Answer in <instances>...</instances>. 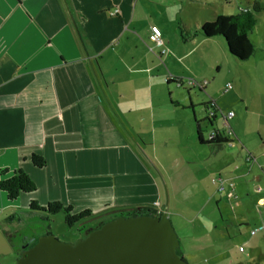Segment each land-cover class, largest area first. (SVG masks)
I'll return each mask as SVG.
<instances>
[{"label":"crops","instance_id":"obj_1","mask_svg":"<svg viewBox=\"0 0 264 264\" xmlns=\"http://www.w3.org/2000/svg\"><path fill=\"white\" fill-rule=\"evenodd\" d=\"M148 1L0 0V169L11 174L22 168L37 185L15 200L0 190V232L13 251L14 222L44 213L30 209L32 200L61 201L74 213L89 209L93 219L146 205L168 214L174 195L189 206V199L205 193L203 169L215 165L235 182L233 197L216 194L220 218L212 227L219 240L235 232L233 226L253 230L264 222V112L256 127L260 144L243 138L238 124L225 132L217 114L204 136L224 131L229 142L196 140L189 114L182 113L188 106L166 96L174 84H183L167 80L183 82L189 52L177 51L176 58L169 48L156 51L151 27L158 25L150 20ZM220 2L194 0L200 11L212 10L213 19L227 15ZM245 8L252 4L235 1V13ZM200 37L211 39L189 38L198 45ZM243 146L248 153H241ZM33 153L46 159L44 167L32 163ZM247 154L255 160L247 161ZM169 218L177 228L180 221ZM46 232L32 231L20 248ZM250 235H259L255 247L264 257V231ZM255 255L247 254L245 262L252 264Z\"/></svg>","mask_w":264,"mask_h":264},{"label":"rangeland","instance_id":"obj_2","mask_svg":"<svg viewBox=\"0 0 264 264\" xmlns=\"http://www.w3.org/2000/svg\"><path fill=\"white\" fill-rule=\"evenodd\" d=\"M235 1L238 5H245L253 4L255 0H221V6L225 8H221L220 12L235 13ZM258 1L262 2L261 6L264 7V0ZM147 3L148 9L151 10L150 20L164 28L161 39L165 47L159 48V44L156 42V51L164 53L163 50L169 48L176 58L177 51H180L181 55L183 50L189 52L186 61H184V63L188 62L189 68L182 75L183 84L180 86L174 84L171 87L172 93H167L166 96L167 101H182L188 106V109L182 113L187 112L194 124V138L197 140V121L201 123L204 135L208 133L205 129L210 124L206 119L210 117L207 103L217 100L218 120L216 124L220 126L223 122L222 112L232 109L236 115L230 119L229 123L232 126L238 124L243 138H247L251 143L260 144L256 127L260 126V113L264 112V8L255 12V15L260 19L257 24L259 27L256 26L252 30L250 37L256 42V49L250 61L245 62L230 54L222 37L216 36L211 39L200 37L201 41L198 45L191 43L184 29L189 28L194 31L196 23L214 20L215 18L210 16L214 13L212 10H206L204 14L199 10L201 4L194 3V0H152ZM188 40L190 42L186 44L185 41ZM150 47L152 48V46ZM181 48L183 49L181 50ZM168 60L172 59L168 58ZM179 66L181 65L179 64ZM182 67L186 66L183 64ZM188 79H193L199 84L207 83L203 87H200L199 84L189 85L186 82ZM227 83H231L232 87L225 91ZM202 116L206 118H200ZM194 117L198 120L195 121ZM243 149L248 153L244 146L241 153ZM238 153L236 152L235 156ZM200 157L202 156L200 155ZM236 158L241 162L244 159L243 154ZM200 163L205 165L201 161ZM218 167L215 165L214 168L203 169L205 193H199L194 199H189V206H185L186 200L182 198V195H174L176 199H172L169 210H167L169 217H172L174 221L176 219L180 221L177 228H174L180 241L182 253L186 251L185 257L190 264H249L245 262L248 259L247 254L255 252L256 255L251 257L250 261L252 260V264L259 262L261 264L264 262V257L258 256L259 250L255 247V241L259 235H250L251 226L246 228L244 225L233 226L232 229L236 231H230V236H227L225 240H219L220 238L212 227L213 221L220 218V211L215 201L219 191L214 189L215 185L213 182L211 183V177H218V173L222 171L216 172ZM221 211L224 214L225 207L222 206ZM47 217L43 213L36 219L26 218L23 224L14 222V230L18 231L12 238L14 251L6 255L0 254V264H15L24 250L20 248L24 238L36 229H44V231L50 229L58 239L74 242L87 228L96 225L95 220H87L70 227L65 223L63 212L47 214ZM202 224L203 226L200 227L199 225ZM202 229L204 230L202 231ZM239 245L243 247V252L239 251ZM261 248V251H264L263 243Z\"/></svg>","mask_w":264,"mask_h":264},{"label":"water","instance_id":"obj_3","mask_svg":"<svg viewBox=\"0 0 264 264\" xmlns=\"http://www.w3.org/2000/svg\"><path fill=\"white\" fill-rule=\"evenodd\" d=\"M167 215L118 216L74 242L46 234L24 249L15 264H190ZM13 251L0 232V254Z\"/></svg>","mask_w":264,"mask_h":264},{"label":"trees","instance_id":"obj_4","mask_svg":"<svg viewBox=\"0 0 264 264\" xmlns=\"http://www.w3.org/2000/svg\"><path fill=\"white\" fill-rule=\"evenodd\" d=\"M260 10L261 4L255 0L252 4V9H240L234 14H220L214 20L203 23L194 31L184 30L189 37H195L198 34L206 38L222 37L230 54L240 61H246L253 56L256 49V44L250 37V33L259 21L255 12H259ZM167 81L179 83L177 80L168 79ZM210 104L211 102L207 103L208 109ZM215 115L207 117L206 119L211 122ZM203 131L200 127V122L197 121L196 134L198 141L202 144L221 145L229 142L228 138L223 137L224 131L219 132L218 135L210 139L204 136ZM30 159L36 167H44L46 165V159L42 155L33 153ZM36 189V182L24 169L17 168L11 174L8 168L0 169V190L4 191L10 200H15L22 193L33 192ZM29 206L31 210L44 212L46 217L47 214L51 215L63 212L65 214V223L70 227L82 221L92 220L94 217V214L89 209L74 213L71 205H65L61 201H50L46 205H40L36 200H32ZM161 213L162 211L158 210L157 207L146 205L121 210L119 214L120 216H160ZM47 218L49 219V217ZM46 234H52L51 230L48 229ZM36 241L37 238L33 239L24 249L33 245ZM177 253L187 261L180 246L177 249Z\"/></svg>","mask_w":264,"mask_h":264},{"label":"built area","instance_id":"obj_5","mask_svg":"<svg viewBox=\"0 0 264 264\" xmlns=\"http://www.w3.org/2000/svg\"><path fill=\"white\" fill-rule=\"evenodd\" d=\"M151 31H152V35H153V38L157 41V43L159 45H162V39H161V30L159 29V27L153 25L151 27ZM187 84L189 85H195V84H199L198 82H196L195 80L193 79H188L187 81ZM182 80L179 81V84H182ZM207 82H204V83H200V87H203L205 86ZM232 87L231 83H227L226 84V88H225V91L230 89ZM218 110V107L215 103L214 100L211 101V104L209 106V111H210V116L216 114V111ZM235 113L234 111L232 110H228L227 112H222V117H223V127H224V131L227 132L228 134H230L232 132V128L230 126V119H232L234 117ZM220 131H217V130H212L207 138H212L216 135H218ZM247 161H252V160H255V158L251 155V154H248L247 158H246ZM212 182L213 184L215 185L216 189L221 192V193H227L228 196L230 197H233L235 195V182L230 179V178H226V177H223V176H218V177H214L212 179ZM261 191V188H258V192ZM261 200H264L263 198ZM259 230H262L264 231V222H262L258 227L254 228L253 230H251V234H255L257 233ZM239 250L240 251H243V247L240 246L239 247Z\"/></svg>","mask_w":264,"mask_h":264},{"label":"flooded vegetation","instance_id":"obj_6","mask_svg":"<svg viewBox=\"0 0 264 264\" xmlns=\"http://www.w3.org/2000/svg\"><path fill=\"white\" fill-rule=\"evenodd\" d=\"M120 216V214L118 213L117 215H102V216H99L97 218H94L92 220H95L96 221V225L92 228H87L79 237L78 239L80 238H83L87 235L88 232H90L91 230L95 229V228H98L100 225H102L103 223L115 218V217H118ZM69 242V241H67ZM24 249V248H23ZM24 251V250H23Z\"/></svg>","mask_w":264,"mask_h":264}]
</instances>
